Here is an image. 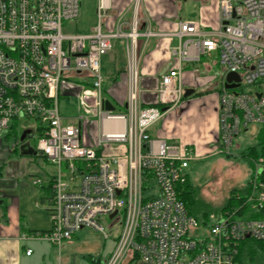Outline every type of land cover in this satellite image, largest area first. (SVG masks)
<instances>
[{"label":"built area","instance_id":"obj_1","mask_svg":"<svg viewBox=\"0 0 264 264\" xmlns=\"http://www.w3.org/2000/svg\"><path fill=\"white\" fill-rule=\"evenodd\" d=\"M141 3L134 0L132 19L123 13L110 29L106 20L113 0H98L97 23L90 32L65 34L64 22L80 18L81 0H0V139L15 123L26 121L24 130L33 127L37 151L57 168L47 188L51 228L21 238L61 247L84 228L109 239L118 225L115 248L104 264H250L239 259L246 239L259 244L264 259V157L252 160L244 203L251 215L226 211L206 223L190 212L178 191L189 180L193 149L150 134L187 100L185 67L214 53L218 148L230 153L243 130L264 124V0H219L214 30L180 21L174 34L178 43L160 74L157 102L151 104L140 96V41L166 34L157 32L147 15H139ZM115 40H124L128 53L123 113L105 107L102 58ZM230 73L239 79L228 81ZM77 84L81 110L65 124L60 97L65 86ZM93 125L98 131L89 144L84 134ZM113 146L122 151L106 154ZM107 216L108 227L101 222Z\"/></svg>","mask_w":264,"mask_h":264},{"label":"crops","instance_id":"obj_2","mask_svg":"<svg viewBox=\"0 0 264 264\" xmlns=\"http://www.w3.org/2000/svg\"><path fill=\"white\" fill-rule=\"evenodd\" d=\"M134 0H113L110 17L106 26L113 28L119 15L126 13L132 19L134 12L130 8ZM139 15H147L151 26L161 37L150 39L146 44L140 41L139 72L141 100L144 104L157 102L155 90L159 86L160 74L171 61V49L178 43L175 34L180 21H190L206 30H214L219 26V0H142ZM114 41L112 50L102 58V70L105 77L104 95L115 106L116 113L126 111L129 90L128 53L125 41ZM216 60L204 57L199 63L187 65L183 72L185 91L194 90L186 102L166 116L150 129L153 137H159L171 143H178L193 149L194 154L201 152L207 145L217 141L220 131L218 113V80L214 78L218 68ZM214 71V75L212 74ZM65 86L61 98L75 99L80 104V86ZM192 103L185 105L186 103ZM200 120L199 127H190V119ZM72 119V118H71ZM96 125L91 126L84 134L87 143H91L97 134ZM189 127V128H188ZM198 128V129H197ZM30 133L24 141L11 133L0 139V262L6 259L19 258L21 252L31 249L29 244H36L37 239L23 240L21 235L35 231H47L51 228L50 211L52 200L47 189L57 172L37 177L41 185H35L26 173L19 171L18 165L26 156L21 146L33 144L34 129L27 128ZM25 130L18 133L23 134ZM92 134L93 137H90ZM92 144V143H91ZM37 150V149H36ZM122 151L120 146L105 150L106 154H117ZM51 164L45 157H43ZM18 163V164H17ZM53 165V164H52ZM55 168L56 166L53 165ZM36 179V178H35ZM34 180V179H33ZM33 256L26 255L29 259Z\"/></svg>","mask_w":264,"mask_h":264},{"label":"rangeland","instance_id":"obj_3","mask_svg":"<svg viewBox=\"0 0 264 264\" xmlns=\"http://www.w3.org/2000/svg\"><path fill=\"white\" fill-rule=\"evenodd\" d=\"M97 6L98 0H81L80 18L65 21L63 32L65 34L90 32L97 23ZM120 41L118 42L120 43ZM216 58L217 53H214L211 59L216 60ZM216 67L218 68V66ZM214 73L212 71L213 75ZM191 103L192 101L185 105ZM80 110L81 106L78 105V100L61 98L60 112L64 119L63 123H70L71 118L78 117ZM200 123V120L193 117L190 119L189 125L196 130L195 127H199ZM19 124L17 131L12 130L13 134L24 130V124ZM260 127L261 124H251L247 130H243L236 138L230 153L220 150L215 141L188 160L189 166L186 172L190 190L196 202L190 209L201 221L207 216L209 222L213 223L220 214L227 211L224 210V207L230 196L235 192H243L247 188L253 171V159L246 152L247 148L256 142L255 136ZM90 137H93L92 134ZM33 144H36L35 139H33ZM18 167L21 173H26L27 178H31V182L33 179L44 177L47 173H53L54 169H57L41 156L24 157ZM101 222L106 227L111 224L108 216L103 217ZM120 229L121 226H115L111 237L105 239L98 231L84 228L78 231L72 239L64 241L61 247L54 246L45 239H37L34 241L36 244H29L33 252L31 258L28 259L25 254L20 252L19 258L2 260L0 264H104L115 248V235ZM252 261L254 262L250 264H264L263 257H257Z\"/></svg>","mask_w":264,"mask_h":264},{"label":"trees","instance_id":"obj_4","mask_svg":"<svg viewBox=\"0 0 264 264\" xmlns=\"http://www.w3.org/2000/svg\"><path fill=\"white\" fill-rule=\"evenodd\" d=\"M19 123H23L24 126L27 125L26 121L17 122L13 126L14 130H16V131L18 130V127L20 125ZM38 131H39L38 136L43 135V133L40 130H38ZM15 135L19 138L22 136V134L19 135L17 132H15ZM255 139H256V142L247 148L246 154L249 155V157L251 159L257 160L260 157H264V124L260 127L258 133L255 136ZM248 190L249 189L246 188V189H244L243 192H235L234 194H232L230 196V198L228 199L227 204L224 207V210L234 211L240 215H244V214L245 215L246 214L251 215V213L248 209V205H244V203L246 201L245 194L248 192ZM178 191H179L180 198L185 202L187 208L192 213L190 208L193 207V205L196 202H195V199H194L192 192L190 190L189 180H187V182L185 184L180 185L178 187ZM205 222L206 223L208 222L207 216H205ZM258 246H259L258 243H255L250 239H246L245 241H243L241 253L239 256L240 261L244 262V261L248 260L250 263H252V262H254L252 260H255V258L262 257L261 252L258 249Z\"/></svg>","mask_w":264,"mask_h":264},{"label":"water","instance_id":"obj_5","mask_svg":"<svg viewBox=\"0 0 264 264\" xmlns=\"http://www.w3.org/2000/svg\"><path fill=\"white\" fill-rule=\"evenodd\" d=\"M227 79H228V81H231L233 79L238 80L239 77H238V75L236 73H230V74H228ZM228 86L232 87L233 85L232 84H228ZM193 92H194V90H187L186 93H185V96L189 97ZM105 107H106L107 110H110V111H115V109H116L115 106L109 100L105 101ZM28 133H30V130H25L24 133L22 134V136L20 137V140L24 141L25 138L27 137ZM21 150H22V153L24 155H26V156H36L38 153L40 154V152H38L29 143L23 144L21 146Z\"/></svg>","mask_w":264,"mask_h":264},{"label":"bare ground","instance_id":"obj_6","mask_svg":"<svg viewBox=\"0 0 264 264\" xmlns=\"http://www.w3.org/2000/svg\"><path fill=\"white\" fill-rule=\"evenodd\" d=\"M115 125H116V127H118V128L120 127V125H119L118 123H117V124H115Z\"/></svg>","mask_w":264,"mask_h":264}]
</instances>
